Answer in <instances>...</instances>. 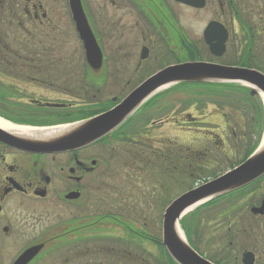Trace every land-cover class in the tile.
<instances>
[{
  "label": "flooded vegetation",
  "instance_id": "flooded-vegetation-1",
  "mask_svg": "<svg viewBox=\"0 0 264 264\" xmlns=\"http://www.w3.org/2000/svg\"><path fill=\"white\" fill-rule=\"evenodd\" d=\"M80 2L102 56L98 70L89 65L74 0H0L4 122L52 127L87 120L115 107L155 73L185 62L264 75V0ZM110 80L119 94L105 99ZM228 84L195 89L214 98V112H204L206 103L191 102L200 116L184 110L152 120L149 108L161 109L157 101L178 88L162 90L113 132L77 149L37 152L0 140V264H14L39 245L27 264H178L163 244L164 214L160 230L150 231L147 194L143 204L115 193L118 211L107 210L106 160L121 150L130 153L129 177L145 175L149 183L141 185L148 192L160 185V200L167 202L172 188H183V194L232 171L263 140L264 99L253 86ZM242 112L249 113L247 119ZM143 120L151 128L174 125L182 140L184 132H198L196 143L207 141L214 149L175 147L179 140L167 138L155 148ZM196 123L232 133L224 138L210 128H186ZM244 124L249 130L238 135L236 126ZM136 184L131 192L139 190ZM181 227L189 246L210 264H264V174L197 207Z\"/></svg>",
  "mask_w": 264,
  "mask_h": 264
},
{
  "label": "water",
  "instance_id": "water-1",
  "mask_svg": "<svg viewBox=\"0 0 264 264\" xmlns=\"http://www.w3.org/2000/svg\"><path fill=\"white\" fill-rule=\"evenodd\" d=\"M74 17L81 39L87 48L89 65L98 70L102 56L86 21L80 0H74ZM240 82L264 93V75L240 68L205 62H185L171 65L155 73L112 109L90 119L30 132L0 127V140L37 152H61L81 148L107 136L124 123L153 94L180 83ZM255 92V90H254ZM264 174V144L244 163L232 171L196 187L175 199L165 210L163 244L178 264H210L185 241L180 220L190 208L235 191ZM42 245L25 251L14 264H27Z\"/></svg>",
  "mask_w": 264,
  "mask_h": 264
},
{
  "label": "rangeland",
  "instance_id": "rangeland-1",
  "mask_svg": "<svg viewBox=\"0 0 264 264\" xmlns=\"http://www.w3.org/2000/svg\"><path fill=\"white\" fill-rule=\"evenodd\" d=\"M187 21H193V17L190 16V18L188 17ZM98 80V79H96ZM112 81L110 80V82L108 81L107 85H105V88L103 89V96L105 99H110L111 97L115 96L117 93V91H115V88H113L112 86ZM122 96V95H121ZM165 96V95H164ZM240 97V96H238ZM214 98H212L210 96V94H204V95H200L199 92H195V89H189V88H178L177 90L166 94L165 97L161 98L160 100L157 101V104H161L162 108L159 109L158 105L152 106V108L150 107L149 110L146 112V114L148 113V115H150L151 119H158L161 118L162 116H164L166 113H172L173 116H177V114L181 113L182 111L185 110V112H190L192 114H194L195 116H200L201 114V110H197L196 107L194 108H189L191 102H198L200 105L205 104L206 106L204 109L205 113L208 112H214V108H215V104L213 101ZM220 99V98H218ZM225 102H226V98H225ZM231 107V106H230ZM222 109L224 111H227L229 109L228 105L225 104ZM174 112V113H173ZM203 112V111H202ZM242 116L245 117L247 119V117L249 116V113L246 115H243L242 112ZM173 121V120H172ZM141 124L145 125L144 128H148L150 129V134L149 137L153 138L154 142H153V146L155 148H161L163 147L162 143L158 142V140H179L177 142H179L180 144H174L175 147L181 145L180 147H184V148H190L191 150H204V146L207 145L210 148H213V145L210 142H201V144H197L196 139L200 137V134L198 132H184L185 136L182 139L178 138L180 135L182 136L181 133H178L177 130H175V126L172 124H168L165 126H157L154 128L150 127V122L145 124L144 120L140 122ZM247 124V122H246ZM147 126V127H146ZM193 127L194 128H210L212 131H214L215 133L219 134V136L222 137H226L229 138L230 134L232 133V131L229 128L226 129H222L219 127H216L214 125H204V124H186V128L187 127ZM248 128V127H247ZM246 125H240V126H236L237 129V133L238 135L242 134V129H247ZM254 129V128H253ZM249 129H247L248 131ZM204 132V131H203ZM205 133V132H204ZM208 133V132H207ZM251 134V141L254 142L256 140V138L258 137V134L255 131H250ZM200 141V140H199ZM259 143V142H258ZM256 143V145L258 144ZM255 145V147H256ZM172 148V147H170ZM246 148V147H245ZM123 149V148H122ZM122 153L117 154V157L115 159H113L112 161H110L109 159L106 160V185H107V194H106V199H107V210H111V211H118L116 206L118 204H116V200L119 199V196H117L115 193L118 194H122L121 198L122 199H131L133 201L137 199V202L140 203L141 201L143 202V204L145 203V197L146 194L148 196V200L151 201L150 205L147 207V210H149V221H150V231L153 230V232H158L162 226V216L164 214V210H165V206L167 205V203L173 199H175L176 197H178L182 192H183V188H172L173 190H168L169 192V199L168 197L164 196V199H168L167 201H163L160 200L161 198V187L160 185L154 184L153 185V190L151 192H148V190L143 187V183H149V181L147 180L146 176L143 175V177L139 176H134L132 179L129 177V170H128V166L127 165H131V163L128 162V157L130 156V153L125 154L123 152V150H121ZM133 152V151H132ZM109 155H107L108 157ZM127 164V165H125ZM126 166V167H125ZM138 177V178H137ZM145 177V178H144ZM157 182V181H156ZM138 185L139 190L138 191H133L131 192L130 187L131 186H135V185H131V184H135ZM156 187V190L155 187ZM141 190V191H140ZM173 191V192H172ZM138 194V195H137ZM149 194V195H148ZM141 198V199H140ZM108 201H110V205L108 203ZM162 203H160V202ZM157 204V206H156ZM145 208V207H144ZM190 214V213H189ZM157 218L158 221H152V219ZM139 228H141L142 224L140 223ZM108 231V230H106Z\"/></svg>",
  "mask_w": 264,
  "mask_h": 264
},
{
  "label": "trees",
  "instance_id": "trees-1",
  "mask_svg": "<svg viewBox=\"0 0 264 264\" xmlns=\"http://www.w3.org/2000/svg\"><path fill=\"white\" fill-rule=\"evenodd\" d=\"M181 87L190 88V89H197L199 87H204V88H207V87H211V88H227V87H229V84H227V83H182V84H179V85L175 86V88H181ZM199 94L202 95L204 93H200L199 92ZM168 178H169V181H173L172 175H169Z\"/></svg>",
  "mask_w": 264,
  "mask_h": 264
},
{
  "label": "bare ground",
  "instance_id": "bare-ground-1",
  "mask_svg": "<svg viewBox=\"0 0 264 264\" xmlns=\"http://www.w3.org/2000/svg\"><path fill=\"white\" fill-rule=\"evenodd\" d=\"M264 99V93H262L261 95ZM0 127L4 128V129H9V130H18V131H22V132H30L32 129H28V128H22V127H14L10 124H8L7 122H4L3 120L0 119ZM262 144H264V137H263V142ZM193 208H190L186 213H188L190 210H192Z\"/></svg>",
  "mask_w": 264,
  "mask_h": 264
}]
</instances>
